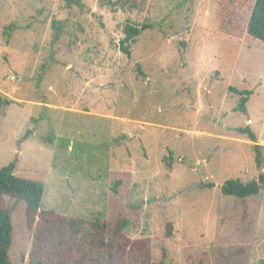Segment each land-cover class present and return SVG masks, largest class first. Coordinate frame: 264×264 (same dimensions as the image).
I'll use <instances>...</instances> for the list:
<instances>
[{
	"label": "rangeland",
	"instance_id": "1",
	"mask_svg": "<svg viewBox=\"0 0 264 264\" xmlns=\"http://www.w3.org/2000/svg\"><path fill=\"white\" fill-rule=\"evenodd\" d=\"M81 2L0 0V167L43 183L42 210L109 229L125 217L106 264L158 262L161 247L164 264H258L264 190L242 203L220 186L257 176L256 155L264 171V42L220 33L218 0ZM53 19L63 33L52 51ZM126 21L149 26L130 57ZM231 87L251 91L246 113ZM4 204L9 260L29 264L38 216L29 227L23 202ZM40 253L90 264L72 244Z\"/></svg>",
	"mask_w": 264,
	"mask_h": 264
},
{
	"label": "trees",
	"instance_id": "2",
	"mask_svg": "<svg viewBox=\"0 0 264 264\" xmlns=\"http://www.w3.org/2000/svg\"><path fill=\"white\" fill-rule=\"evenodd\" d=\"M64 1L67 7L75 5L80 11L85 9V5L81 0ZM217 13L220 19V28L218 29L220 33L237 38L240 34L239 31L243 28L244 33L264 42V0H218ZM147 28L149 26L145 23L125 22L123 27L124 35L119 41V49L127 57L131 55V43ZM51 30L49 45L53 51L55 45L62 38L63 25L61 21L53 19L51 21ZM230 90L239 95L236 110L246 113L245 103L251 91L238 90L232 87ZM9 103L8 99L0 98V108L7 106ZM236 130L239 133L246 134L249 140L255 138L254 133L248 126L238 127ZM255 164L258 170L257 176L246 181H242L239 178H229L221 184V193L240 199L244 203L246 198L257 195L261 190H264V171L257 155L255 156ZM14 170L15 162L0 167V264H12L8 256L13 232L11 222L12 209L4 204L5 197H11L15 201L25 204L26 219L29 227L32 226L36 216H38V226H35V252L32 254L29 264H44L40 263V252L45 250V245L49 246L53 253L58 252L61 247H67L70 244L79 246L80 253L90 261V264H106V261L100 257L104 250L107 252V257L112 258L108 232L111 231L113 238H124L123 229L127 224L125 217L117 218L112 228L109 229L107 225L99 220L91 221L79 217L60 215L54 210H42L43 183L18 176L14 173ZM165 235L168 237L172 236L170 223L166 225ZM90 246L93 247V252L89 251ZM164 255L165 249L161 247V259L158 262H147V264H164ZM145 256L148 257V254H145ZM68 261L65 258L58 264H65ZM258 264H264V253Z\"/></svg>",
	"mask_w": 264,
	"mask_h": 264
}]
</instances>
